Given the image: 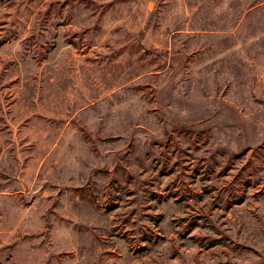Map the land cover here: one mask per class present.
<instances>
[{
  "label": "rangeland",
  "instance_id": "1",
  "mask_svg": "<svg viewBox=\"0 0 264 264\" xmlns=\"http://www.w3.org/2000/svg\"><path fill=\"white\" fill-rule=\"evenodd\" d=\"M0 264H264V0H0Z\"/></svg>",
  "mask_w": 264,
  "mask_h": 264
}]
</instances>
